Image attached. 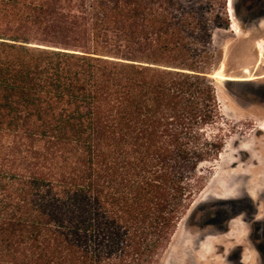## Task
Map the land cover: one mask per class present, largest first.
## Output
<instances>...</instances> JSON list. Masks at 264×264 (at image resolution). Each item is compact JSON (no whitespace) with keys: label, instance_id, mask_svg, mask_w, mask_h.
Returning a JSON list of instances; mask_svg holds the SVG:
<instances>
[{"label":"trees","instance_id":"16d2710c","mask_svg":"<svg viewBox=\"0 0 264 264\" xmlns=\"http://www.w3.org/2000/svg\"><path fill=\"white\" fill-rule=\"evenodd\" d=\"M227 0H0V264H160L225 146Z\"/></svg>","mask_w":264,"mask_h":264},{"label":"rangeland","instance_id":"374dc122","mask_svg":"<svg viewBox=\"0 0 264 264\" xmlns=\"http://www.w3.org/2000/svg\"><path fill=\"white\" fill-rule=\"evenodd\" d=\"M228 3L231 25L215 31L211 68L225 146L202 164L206 186L160 264H241L240 247L259 264L249 238L264 256V0H233V20Z\"/></svg>","mask_w":264,"mask_h":264},{"label":"flooded vegetation","instance_id":"af4514ba","mask_svg":"<svg viewBox=\"0 0 264 264\" xmlns=\"http://www.w3.org/2000/svg\"><path fill=\"white\" fill-rule=\"evenodd\" d=\"M262 237L264 239V235L262 234ZM254 239L252 238H249V241L251 242V244H253V247L254 249L257 251L258 255H259V264H264V256H263V253H262V250L260 249V247H258V243H254L253 242ZM248 244V243H247ZM241 246V245H240ZM203 250H205L203 248ZM240 254H239V261L241 264H251L250 261L248 259H245L246 257L244 256V253H245V247H240Z\"/></svg>","mask_w":264,"mask_h":264},{"label":"bare ground","instance_id":"6f19581e","mask_svg":"<svg viewBox=\"0 0 264 264\" xmlns=\"http://www.w3.org/2000/svg\"><path fill=\"white\" fill-rule=\"evenodd\" d=\"M231 1V2H230ZM228 9L230 10V12H231V16H230V18H231V20H233V12H232V8H233V0H229V3H228ZM232 7V8H231ZM233 22V21H232ZM235 28L236 27H234L233 26V29L235 30ZM260 130H264V127H260Z\"/></svg>","mask_w":264,"mask_h":264}]
</instances>
